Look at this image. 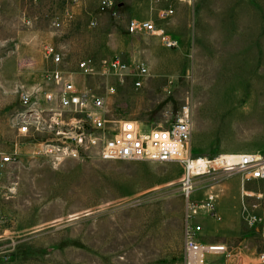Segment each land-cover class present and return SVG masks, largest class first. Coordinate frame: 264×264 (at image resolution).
Returning a JSON list of instances; mask_svg holds the SVG:
<instances>
[{"label":"rangeland","instance_id":"obj_1","mask_svg":"<svg viewBox=\"0 0 264 264\" xmlns=\"http://www.w3.org/2000/svg\"><path fill=\"white\" fill-rule=\"evenodd\" d=\"M173 5L174 14L160 18L166 3L155 0H115L106 11L97 0L75 7L71 0H0V151L17 146L20 152L0 181V264H184L182 164L97 154L54 163L39 144L20 142L14 125L19 94L54 90L48 76L57 68L70 73L79 91L103 97L112 121L168 126L188 109L194 158L264 156V0ZM132 18L152 20L177 46L129 34ZM48 46L63 58L58 67ZM114 56L147 65L150 76L141 88L104 73ZM81 60L92 62V75L80 73ZM220 177L231 181L223 193L235 203L241 178L223 170L195 178L192 199H203ZM256 212L258 224L249 229L243 221L228 253L208 254L205 264L211 256L220 257L215 264H238L241 248L250 255L246 264H264V207Z\"/></svg>","mask_w":264,"mask_h":264},{"label":"built area","instance_id":"obj_2","mask_svg":"<svg viewBox=\"0 0 264 264\" xmlns=\"http://www.w3.org/2000/svg\"><path fill=\"white\" fill-rule=\"evenodd\" d=\"M97 1L98 8L102 11L109 10L115 2ZM194 1L155 0L156 3H166V6H161L158 10L160 18H169L174 14V3L192 4ZM80 2L81 0H71L73 7L80 5ZM127 31L132 35H156L168 47L177 46L176 41L157 28L150 19L147 22L138 18L130 19ZM47 54L57 67L63 62L61 54L52 46L47 47ZM78 69L84 76H90L94 72L93 64L88 60L79 61ZM103 70L106 75L115 76L117 82L132 80L136 88H141L150 76L149 68L141 60L132 62L121 56H114L106 61ZM48 77L55 85L54 90L36 93L22 90L19 94L20 107L16 112L14 125L20 142L23 143L22 140L26 139L33 145L39 144L42 152L54 163L97 154L104 160H145L182 164L184 173L180 187L187 204L184 264H205L208 254L228 253V246L225 244L204 242L202 224L193 222V219L200 216L216 217L219 199L218 192L210 189L203 199H192V194L197 188L195 178L215 175L222 170L232 171L240 176L242 219L249 229L258 224L259 215L256 209L258 206L264 207V156L257 152H248L239 154L233 161L222 155L213 159L194 158L191 150L194 125L188 109L168 126L146 128L131 119L112 121L106 116L104 98L94 93L79 91L69 72L57 68L50 72ZM116 90L115 84L109 87L112 94ZM19 161L20 152L17 146L11 152L0 151V181L3 173ZM223 179L220 177L212 180L208 185L213 187L222 183ZM249 182L255 184V189L248 187ZM251 200L258 203H252ZM2 220L3 213L0 211V223ZM260 258L264 262V254H261Z\"/></svg>","mask_w":264,"mask_h":264},{"label":"crops","instance_id":"obj_3","mask_svg":"<svg viewBox=\"0 0 264 264\" xmlns=\"http://www.w3.org/2000/svg\"><path fill=\"white\" fill-rule=\"evenodd\" d=\"M231 181H224L220 184L214 185L210 187V190H215L219 193V199L217 203V216L216 217H208L201 216V219L196 221L197 223L202 224L203 226V241L206 243H222L228 245L229 241L235 239L239 236H242L243 231V219L241 212V186L242 181L239 180V194L236 197L235 203L230 204L227 198L224 196V191L229 189L231 186ZM207 192V191H206ZM205 192V193H206ZM183 196V195H182ZM184 198V197H183ZM185 209H184V220L183 226L181 228V245H182V260L184 262V225H185V216L187 210L186 200L184 198ZM199 218V217H198ZM242 248L240 251L234 255V259L239 261L238 264H246L247 254H243ZM264 254V253H261ZM259 254V260H261ZM217 255V254H216ZM224 255V254H219ZM211 260H209L210 264H215L220 262V257L211 256ZM262 262V261H261ZM264 263V262H262Z\"/></svg>","mask_w":264,"mask_h":264},{"label":"bare ground","instance_id":"obj_4","mask_svg":"<svg viewBox=\"0 0 264 264\" xmlns=\"http://www.w3.org/2000/svg\"><path fill=\"white\" fill-rule=\"evenodd\" d=\"M239 154H229V155H225V157H227L229 160L233 161L235 159H237Z\"/></svg>","mask_w":264,"mask_h":264}]
</instances>
